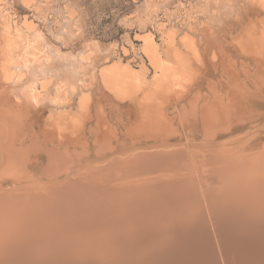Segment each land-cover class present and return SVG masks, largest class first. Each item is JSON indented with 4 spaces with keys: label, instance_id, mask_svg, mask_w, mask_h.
<instances>
[{
    "label": "rangeland",
    "instance_id": "obj_1",
    "mask_svg": "<svg viewBox=\"0 0 264 264\" xmlns=\"http://www.w3.org/2000/svg\"><path fill=\"white\" fill-rule=\"evenodd\" d=\"M4 114L14 119L6 139L27 177L10 175L6 157L3 189L23 196L31 182L63 186L70 173L78 180L119 159L172 150L190 161L209 216V196L225 197L230 187L220 170L264 157V0H0ZM3 139L0 131L1 146ZM57 161L69 163L50 176ZM261 170L248 179L260 183ZM260 242L256 264L264 262ZM220 246L212 264H226Z\"/></svg>",
    "mask_w": 264,
    "mask_h": 264
},
{
    "label": "bare ground",
    "instance_id": "obj_2",
    "mask_svg": "<svg viewBox=\"0 0 264 264\" xmlns=\"http://www.w3.org/2000/svg\"><path fill=\"white\" fill-rule=\"evenodd\" d=\"M146 41L152 47L150 57L159 60L152 39L148 37ZM173 78L172 86L178 95L183 92L184 78L182 75ZM12 126L14 119L4 114L0 118V131L5 137L0 145V163L8 157L7 167L12 171L9 174L24 178V159L7 140ZM241 161L234 159L232 167L220 170L223 182L230 187L225 197H218L219 192L217 196H209V204L205 203L213 210L206 206L211 211L209 216L204 213L190 161L184 152L172 150L119 159L117 163L91 168L89 173L81 172L78 180L73 177L75 173H70L71 185L31 182L22 189L23 196L18 195L19 189L0 187V246L21 247L37 257L44 256V264H62L66 258L75 256L79 264H142L132 252L137 245H152L145 249L146 264H167L170 257L176 264H193L195 260V264H212L213 252L221 245L226 264H240L242 260L256 264L255 259L252 262L241 253L247 244L254 250V246L260 245L256 243L264 240V173L260 183L248 179L249 174L255 176L261 169L264 172V157ZM66 164L52 163L49 175L57 174ZM7 167L3 169L9 171ZM95 185L102 191H94ZM258 188L262 193L255 195ZM223 198L229 203L220 209ZM210 231L222 238L214 241L210 237L213 240L209 241ZM0 253L5 255L0 264H10L9 260L22 254H14L15 250L9 248Z\"/></svg>",
    "mask_w": 264,
    "mask_h": 264
},
{
    "label": "water",
    "instance_id": "obj_3",
    "mask_svg": "<svg viewBox=\"0 0 264 264\" xmlns=\"http://www.w3.org/2000/svg\"><path fill=\"white\" fill-rule=\"evenodd\" d=\"M48 196H51L50 194L48 195ZM47 197V196H46ZM142 245H137V248L134 250V251H132V252H134L133 254H135V255H137V257L138 258H140V261H141V263L142 264H146V262H147V259H146V257L144 256V254H146V252L145 251H147V250H145V249H143V246L141 247ZM5 248H9V249H11V250H15V253L14 254H16V253H22L21 255H19V256H16V258H13V260H9V262H11L10 264H40V263H42V264H44V259H45V257L44 256H40V257H37V256H35V255H37V254H32V253H28L29 251H24L25 249L24 248H21V247H17V248H14V247H5V246H3V247H1L0 246V252H3V250L5 249ZM251 249H253V247L252 246H249V247H247V248H243L242 249V255L243 256H247V257H251L252 256V254L253 253H255V252H257V251H259V250H261L262 249V247H260V246H254V250H251ZM148 253V252H147ZM2 253H0V263H1V261L3 260V259H5L4 257H5V255H4V257L1 255ZM242 257V256H241ZM160 258V257H159ZM244 258V257H243ZM139 261V260H138ZM158 263V262H157ZM243 263H246V260H242L241 262H240V264H243ZM62 264H79V260H78V258L75 256V258L74 257H71V258H66L64 261H63V263ZM159 264V263H158ZM248 264H250V263H248Z\"/></svg>",
    "mask_w": 264,
    "mask_h": 264
}]
</instances>
